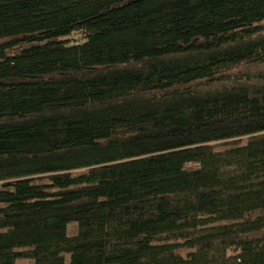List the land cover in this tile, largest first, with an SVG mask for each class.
<instances>
[{
    "label": "trees",
    "instance_id": "1",
    "mask_svg": "<svg viewBox=\"0 0 264 264\" xmlns=\"http://www.w3.org/2000/svg\"><path fill=\"white\" fill-rule=\"evenodd\" d=\"M0 264H264V0H0Z\"/></svg>",
    "mask_w": 264,
    "mask_h": 264
}]
</instances>
